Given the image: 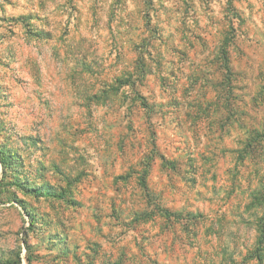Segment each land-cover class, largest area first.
Returning a JSON list of instances; mask_svg holds the SVG:
<instances>
[{"label":"rangeland","instance_id":"rangeland-1","mask_svg":"<svg viewBox=\"0 0 264 264\" xmlns=\"http://www.w3.org/2000/svg\"><path fill=\"white\" fill-rule=\"evenodd\" d=\"M0 264H264V0H0Z\"/></svg>","mask_w":264,"mask_h":264},{"label":"trees","instance_id":"trees-1","mask_svg":"<svg viewBox=\"0 0 264 264\" xmlns=\"http://www.w3.org/2000/svg\"><path fill=\"white\" fill-rule=\"evenodd\" d=\"M263 136V135H262Z\"/></svg>","mask_w":264,"mask_h":264}]
</instances>
